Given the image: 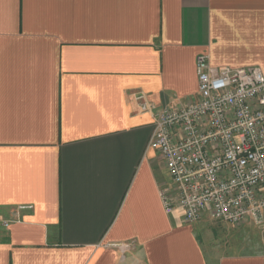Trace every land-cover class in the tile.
Listing matches in <instances>:
<instances>
[{"label": "crops", "instance_id": "obj_1", "mask_svg": "<svg viewBox=\"0 0 264 264\" xmlns=\"http://www.w3.org/2000/svg\"><path fill=\"white\" fill-rule=\"evenodd\" d=\"M200 55L264 76V0H0V264H264L160 199L135 97L195 102Z\"/></svg>", "mask_w": 264, "mask_h": 264}, {"label": "built area", "instance_id": "obj_2", "mask_svg": "<svg viewBox=\"0 0 264 264\" xmlns=\"http://www.w3.org/2000/svg\"><path fill=\"white\" fill-rule=\"evenodd\" d=\"M198 99L182 108H158L135 97L153 130L169 177L159 194L166 214L187 224L205 215L230 226L264 224V76L257 68H213L196 58ZM30 206L18 211L30 210ZM121 254L129 244L117 245Z\"/></svg>", "mask_w": 264, "mask_h": 264}, {"label": "rangeland", "instance_id": "obj_3", "mask_svg": "<svg viewBox=\"0 0 264 264\" xmlns=\"http://www.w3.org/2000/svg\"><path fill=\"white\" fill-rule=\"evenodd\" d=\"M212 246H221L224 249L231 248V243L236 244L237 247H245V243L253 242L252 247L264 250V224L255 225L253 223L243 224L241 227H231L218 223H211L207 227ZM217 242V243H214ZM214 244V245H213ZM217 245V246H216Z\"/></svg>", "mask_w": 264, "mask_h": 264}]
</instances>
